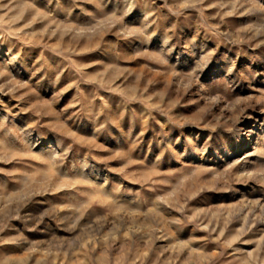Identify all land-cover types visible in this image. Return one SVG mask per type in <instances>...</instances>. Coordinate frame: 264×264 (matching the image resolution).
<instances>
[{
	"label": "rangeland",
	"instance_id": "rangeland-1",
	"mask_svg": "<svg viewBox=\"0 0 264 264\" xmlns=\"http://www.w3.org/2000/svg\"><path fill=\"white\" fill-rule=\"evenodd\" d=\"M0 264H264V0H0Z\"/></svg>",
	"mask_w": 264,
	"mask_h": 264
}]
</instances>
